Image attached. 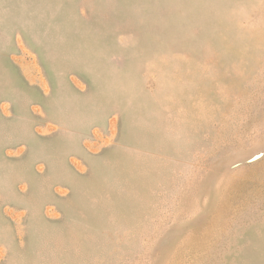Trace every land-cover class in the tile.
Segmentation results:
<instances>
[{"label": "rangeland", "instance_id": "obj_1", "mask_svg": "<svg viewBox=\"0 0 264 264\" xmlns=\"http://www.w3.org/2000/svg\"><path fill=\"white\" fill-rule=\"evenodd\" d=\"M0 264H264V0H0Z\"/></svg>", "mask_w": 264, "mask_h": 264}]
</instances>
